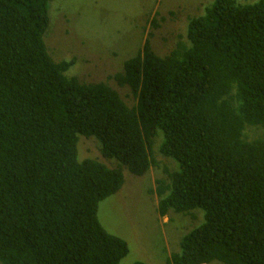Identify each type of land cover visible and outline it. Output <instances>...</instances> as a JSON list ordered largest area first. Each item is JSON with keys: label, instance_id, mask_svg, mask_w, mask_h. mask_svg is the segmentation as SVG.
<instances>
[{"label": "trees", "instance_id": "obj_1", "mask_svg": "<svg viewBox=\"0 0 264 264\" xmlns=\"http://www.w3.org/2000/svg\"><path fill=\"white\" fill-rule=\"evenodd\" d=\"M52 1L0 0V264H120L97 213L123 169L157 171V216L188 221L167 264H264V0H214L162 57L153 18L110 79L131 106L52 58Z\"/></svg>", "mask_w": 264, "mask_h": 264}, {"label": "rangeland", "instance_id": "obj_2", "mask_svg": "<svg viewBox=\"0 0 264 264\" xmlns=\"http://www.w3.org/2000/svg\"><path fill=\"white\" fill-rule=\"evenodd\" d=\"M213 1L53 0L45 43L55 61H75L66 74L86 83H108L131 106L133 100L127 90L117 88L110 79L122 70L124 61L141 49L153 18L160 27L153 31L151 46L162 57L179 37L185 38L189 18L202 15ZM158 147L155 143L153 148ZM77 156L79 160H102L94 139H80ZM102 161L109 167L115 166L113 160ZM123 175L120 191L100 202L98 220L109 234L126 242L129 252L120 264H167L170 255L178 252V231L188 221L174 217L175 222L169 223L166 217L157 216L156 197L148 193L154 189L157 171L137 177L123 169ZM200 221L201 215H196L189 225Z\"/></svg>", "mask_w": 264, "mask_h": 264}]
</instances>
